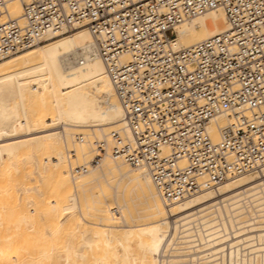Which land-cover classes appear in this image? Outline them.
I'll return each mask as SVG.
<instances>
[{"label":"bare ground","instance_id":"obj_1","mask_svg":"<svg viewBox=\"0 0 264 264\" xmlns=\"http://www.w3.org/2000/svg\"><path fill=\"white\" fill-rule=\"evenodd\" d=\"M25 1L9 0L2 21H22ZM229 30L225 11L216 9L177 25L173 47L190 48ZM125 117L87 24L0 58V175L9 172L5 162L21 174L17 159L41 143L51 150L65 145L70 157L84 158L96 142L111 145ZM233 122L228 115L212 120L207 129L212 140L218 142L221 130ZM35 170L42 180L48 172L46 165ZM67 175L74 187L69 186L64 205L47 210L30 197L40 194L37 188L29 183L24 188L22 181L26 195L20 203L25 206L27 198L28 208L12 223V234L0 232V242L15 244L0 247V264H264V166L169 206L147 169L111 155L86 174ZM100 179L113 190L120 227L103 224L104 218L92 223L101 202L88 186ZM4 223L0 219V230ZM34 246L42 247L38 255L22 254Z\"/></svg>","mask_w":264,"mask_h":264},{"label":"built area","instance_id":"obj_2","mask_svg":"<svg viewBox=\"0 0 264 264\" xmlns=\"http://www.w3.org/2000/svg\"><path fill=\"white\" fill-rule=\"evenodd\" d=\"M8 1L0 58L87 24L125 111L112 144L96 142L73 175L111 155L147 169L169 206L264 166V0H26L22 21L3 22ZM216 9L229 31L174 49L177 25ZM220 115L234 122L214 142Z\"/></svg>","mask_w":264,"mask_h":264},{"label":"rangeland","instance_id":"obj_3","mask_svg":"<svg viewBox=\"0 0 264 264\" xmlns=\"http://www.w3.org/2000/svg\"><path fill=\"white\" fill-rule=\"evenodd\" d=\"M69 150L70 148H67L65 145H62L61 147H57L56 150H51L44 143H41L34 151L25 150L24 152H26V155L23 157L21 156L17 159L18 164H19L18 166L19 168H21V171L19 172L21 174L19 175H17V173L14 172V169L8 167L7 162L4 163L5 166H7L8 168L7 170L9 172L8 174L6 173V175H0V214H1L0 219H2L3 222L5 221L4 223L5 225L3 226L4 228H1L0 230V232H2L1 235L10 234V233L12 234L13 233V227L11 226L12 223H15L16 218L21 217L18 215H21V213L23 212L22 210H24L25 206L26 208H28L27 198L24 197L27 202L26 203L24 201V203L27 204V205L25 204V206L21 205L22 202L20 201L21 197L23 200V194L24 196L26 195L24 193L25 191L21 189L24 184L23 183L21 186L22 181L26 183L24 184L25 185L24 188H26L27 183H29L27 187L35 186L37 190L39 191L40 193L39 195L38 193L32 192L30 197L36 201L37 206L41 210H44V209L47 210L50 208V206H53V205H57V206L64 205L67 199V196L69 194V186L72 185L71 188L74 187V185L71 183V180H70L71 174L68 176L67 173L68 172L71 173L74 167L83 165L85 164V162L91 161V159L94 156V151H91V149L89 148H87L86 157L84 158L80 156V154L79 155L75 154V156L70 157L68 153ZM61 158H64V160H62V162L60 163V166L56 168L54 163ZM4 164L2 166H4ZM45 165L47 166L48 172L46 174L44 173V177L42 180V177L36 174L35 168L37 169V166H38L40 169H42ZM2 166L1 168H3ZM1 170L2 169H0V171ZM31 172H32V176L30 174ZM28 173H29L28 179L27 177L21 178V176H24ZM95 175L96 177L99 176V171H96ZM41 180H42V183H41ZM99 185L101 186L98 187ZM88 187L92 189L93 193H96L98 195V199L101 202V204L96 205L98 212L93 211V214L96 216V218H92V223H99V218H104L103 224L120 227L122 225V222L120 221V218H119V215H118L115 203H114L112 188L108 184L105 183L104 179H100V181H97V182L93 181L92 183H90ZM130 187L131 186H129V188ZM21 190L24 192L22 193ZM20 205H21V208L23 209H21V212L19 214ZM133 210L134 209H132L131 211L133 212ZM112 216H115L116 220H113V218L111 219ZM39 223L42 227L48 226L46 221L45 222L41 221ZM91 228H94V227H91ZM60 244H61V247H63L64 246L63 244H66V243L61 242ZM14 245L15 244L13 243L8 244V243L0 242V247L2 248H11ZM132 246L135 249L136 243L133 242ZM41 251H42V247L34 246V248L29 249V251L22 252V254L27 253V254H32V255H38ZM57 252H59V253H56L57 255H59L61 252H62L60 254L61 256L65 255L63 251H57ZM11 256H14V254ZM61 263L64 264L62 261Z\"/></svg>","mask_w":264,"mask_h":264}]
</instances>
